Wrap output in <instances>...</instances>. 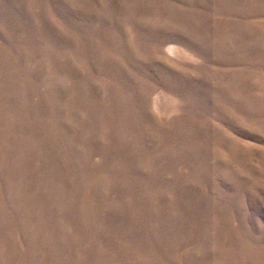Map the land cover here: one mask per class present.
I'll return each instance as SVG.
<instances>
[{
  "label": "rangeland",
  "instance_id": "rangeland-1",
  "mask_svg": "<svg viewBox=\"0 0 264 264\" xmlns=\"http://www.w3.org/2000/svg\"><path fill=\"white\" fill-rule=\"evenodd\" d=\"M0 264H264V0H0Z\"/></svg>",
  "mask_w": 264,
  "mask_h": 264
}]
</instances>
